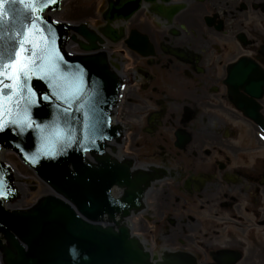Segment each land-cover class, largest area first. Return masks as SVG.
Returning a JSON list of instances; mask_svg holds the SVG:
<instances>
[{
	"label": "flooded vegetation",
	"instance_id": "flooded-vegetation-1",
	"mask_svg": "<svg viewBox=\"0 0 264 264\" xmlns=\"http://www.w3.org/2000/svg\"><path fill=\"white\" fill-rule=\"evenodd\" d=\"M163 6L170 19L144 5L111 46L121 91L107 152L139 181L126 227L143 264H264V0ZM142 37V53L128 48ZM237 66L257 82L235 86Z\"/></svg>",
	"mask_w": 264,
	"mask_h": 264
},
{
	"label": "water",
	"instance_id": "water-1",
	"mask_svg": "<svg viewBox=\"0 0 264 264\" xmlns=\"http://www.w3.org/2000/svg\"><path fill=\"white\" fill-rule=\"evenodd\" d=\"M141 1L130 0L124 8H120L117 2H108L102 14L105 26L99 30L102 36L115 41L110 23L129 18ZM60 2L39 4L40 11L36 15L43 19V14L49 8L58 9ZM33 6H36V0H29L24 13L26 19L13 24L8 10L16 7L23 12L24 7L21 4L5 5V26L0 30V72L10 71L5 66L15 62L16 52L21 48L20 40L26 39V51L22 53L24 65L39 69L43 63V71L54 73L49 81L52 89L35 77L31 78L30 84L42 93L54 89L66 97L68 103H61L53 97L51 107L48 104L33 107L28 102L30 93L24 83L23 72H18L14 80L0 76L3 80L0 83V119H15L25 124V134L20 138L10 132L0 133V148L13 149L62 199L47 196L29 211L9 213L5 209L20 206L17 203L23 200L24 194L17 186L22 199L2 206L3 201L15 198V193L9 184L8 169L0 164V236L7 242L6 246L0 243L4 263L130 264L134 261V264H140V252L124 228L114 232L98 224L105 215L109 219L119 212L126 215V210L134 206L131 197L121 201L111 197L112 185L120 184L126 174L113 168L100 155L104 143L115 134L109 122L119 90L117 80L101 55L70 58L65 54L62 47L66 38L64 25L38 24L37 31H32ZM48 21L51 20L48 18ZM84 22L88 23H80ZM98 23L99 20L96 25ZM23 25L28 26L27 37ZM72 30L89 42V46L79 44L81 50L93 51L95 43L101 41L84 26L72 27ZM56 55L63 63H58L55 69L46 60H41L42 57ZM27 124L32 127H27ZM86 153L98 155L99 166L85 163ZM10 167L15 185L26 181L27 184L34 183L24 181Z\"/></svg>",
	"mask_w": 264,
	"mask_h": 264
},
{
	"label": "snow or ice",
	"instance_id": "snow-or-ice-1",
	"mask_svg": "<svg viewBox=\"0 0 264 264\" xmlns=\"http://www.w3.org/2000/svg\"><path fill=\"white\" fill-rule=\"evenodd\" d=\"M57 0H36V6L32 7V31H37V25L43 26L45 23H52L55 24V21H48V18L45 16L43 19L40 15H36L37 11H40L38 5L39 4H55ZM130 3V0H117V4L120 8L126 7ZM16 5L21 4L24 7V11L22 12L21 9H18L16 7H12L8 10V15L12 17L11 23H20L22 20L26 19V16L24 13L28 9L29 0H0V30H2L5 26L4 18H5V5ZM49 11L51 9L49 8ZM25 30V37H27L28 34V26L23 25ZM26 43V39L20 40L21 48L19 51L16 52V60L15 62H10L5 67L7 69H10V71L6 72H0V76L5 77L7 80H14L17 78L16 74L18 72H23V80L25 85L28 88V92L30 93L28 97V102L33 105V107H40L42 104H48L50 107L54 103L53 97H55V100L61 101V103H68V100L66 97H62L60 94H58L54 89L48 93H42L35 89L33 85L30 84L31 78L35 77L37 80L45 83V85L52 89V84L49 82L51 79H53V72H45L43 71L44 64L42 63L40 65V68L37 69L35 67H28L27 65H24L23 60L24 56L22 53L26 51L24 48V45ZM42 61H45L51 65L53 69L58 67V63H63L61 58L56 56H49L47 58L42 57ZM230 74L234 73L236 74V80H235V86L240 87L247 85H253L255 84L256 77L254 74L250 72H245L239 69V67H234L233 69L227 70ZM85 73H87V69H85ZM262 79H264V74H261ZM229 79H232V76L230 75ZM227 82V81H226ZM0 83H3V80H0ZM103 81H101V84ZM8 86V85H5ZM264 86V85H262ZM34 98V99H33ZM35 123H39L38 121H34ZM15 126V127H13ZM27 127L31 128V124H27ZM25 124H21L17 122L15 119H9L8 121H3L0 119V133L4 132H10L14 136L20 138L22 137L24 133ZM19 143V139L17 141ZM22 147V145H20ZM130 264H134V261H131ZM161 264H179V259L176 255L168 256L165 255L162 258Z\"/></svg>",
	"mask_w": 264,
	"mask_h": 264
},
{
	"label": "rangeland",
	"instance_id": "rangeland-1",
	"mask_svg": "<svg viewBox=\"0 0 264 264\" xmlns=\"http://www.w3.org/2000/svg\"><path fill=\"white\" fill-rule=\"evenodd\" d=\"M67 5L62 9V15L58 19L62 21L81 22L86 21L93 27H96V21L99 20L100 14L104 8V0H67ZM10 165L18 170L21 177L34 183L27 184V192L24 205H29L45 193V187L32 175L16 158L10 160ZM46 194V193H45Z\"/></svg>",
	"mask_w": 264,
	"mask_h": 264
},
{
	"label": "bare ground",
	"instance_id": "bare-ground-1",
	"mask_svg": "<svg viewBox=\"0 0 264 264\" xmlns=\"http://www.w3.org/2000/svg\"><path fill=\"white\" fill-rule=\"evenodd\" d=\"M65 1H66V0H65ZM65 1H64L63 4H62V9H63L64 7H66V5H67V3H66ZM55 14H57V15H62V14H61V11H60L59 13H55ZM1 156H2L3 161H6L7 163H9L8 161H10V160L12 159V157H11V156H8L6 153H1ZM6 162H5V163H6ZM13 171L17 172L15 168H13ZM17 173H18V172H17ZM18 175H19V174H18ZM19 177H21V176L19 175ZM21 178H22V177H21ZM16 186L21 187V189H22V193L24 194V196H26V193H25V192H26L25 183H17ZM45 193H49V194H50L51 191H50V190H46ZM23 201H24V198H23L22 201H20L19 203H17V205H21Z\"/></svg>",
	"mask_w": 264,
	"mask_h": 264
}]
</instances>
